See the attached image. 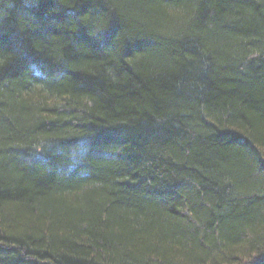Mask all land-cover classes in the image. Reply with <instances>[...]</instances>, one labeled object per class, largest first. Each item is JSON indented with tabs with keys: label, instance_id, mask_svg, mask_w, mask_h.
<instances>
[{
	"label": "trees",
	"instance_id": "obj_1",
	"mask_svg": "<svg viewBox=\"0 0 264 264\" xmlns=\"http://www.w3.org/2000/svg\"><path fill=\"white\" fill-rule=\"evenodd\" d=\"M0 264H264V0H0Z\"/></svg>",
	"mask_w": 264,
	"mask_h": 264
}]
</instances>
